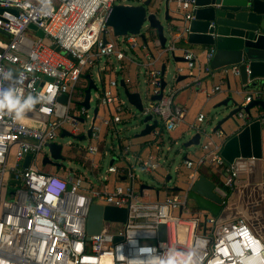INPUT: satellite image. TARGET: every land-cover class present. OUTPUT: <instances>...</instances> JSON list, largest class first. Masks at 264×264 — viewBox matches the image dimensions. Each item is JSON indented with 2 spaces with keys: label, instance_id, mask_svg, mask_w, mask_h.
Wrapping results in <instances>:
<instances>
[{
  "label": "built area",
  "instance_id": "2783aa9c",
  "mask_svg": "<svg viewBox=\"0 0 264 264\" xmlns=\"http://www.w3.org/2000/svg\"><path fill=\"white\" fill-rule=\"evenodd\" d=\"M144 1L0 0V91L12 89L21 102L27 95L39 100L21 119L14 111L0 109V264H162L176 253L184 264H264V240L245 217L224 219L223 210L214 215L194 207L189 199L194 181L205 168L227 188L236 182L237 172L223 158L218 140L205 136L193 150L184 152L174 167L176 175L181 168L186 171L183 186L174 183L167 187L165 182L172 176L165 173L160 175L162 183L157 188L140 189L144 182L139 181L127 155L122 156L123 166L110 163L105 174L99 171L101 157L109 154L99 152L101 128L119 122L122 114L128 113L114 90V79L108 80L96 96L103 115L99 112V123H92L89 142L79 147L89 161V174L71 168L67 159L66 165L60 163L65 167L63 173L44 171L36 164L39 154L43 153L42 158L49 155V143L56 141L62 130L84 132L81 124L90 115L78 103L83 91L75 96L76 86L81 75L92 76L96 66L98 81L107 73L123 70L124 61L144 69L148 93L145 91L142 115H151L156 125L148 134L147 154L135 160L148 174L157 173L168 158L164 150H171L178 142L171 136L172 130L183 124L182 135L190 137L205 119L199 111L188 121L187 108L175 99L177 91L192 87L205 92L209 99L227 82L228 75H238L236 64L211 68L214 47L195 51L187 44L195 0H158L168 9L173 4L179 16L164 47L157 38L115 35L107 24L113 5ZM170 53L184 61L175 65L173 83L165 82L162 87L161 64L156 63ZM216 74L220 83L205 91L204 78ZM177 76L186 81H175ZM62 94H66L65 106L63 114L57 115L56 104ZM158 95L160 98L151 99ZM261 98L262 90L252 88L242 104ZM260 114L264 120V109ZM11 148L14 161L7 165ZM28 154L30 160L24 166ZM96 156L100 158L95 160ZM121 181L127 183L121 185ZM174 186L179 189H172ZM146 189L148 193H144ZM152 189L155 196L144 198ZM159 193H163L162 198ZM92 203L125 208L127 219L122 229L112 232L103 220L99 232L88 234L86 219ZM161 223L165 225L164 240L158 238Z\"/></svg>",
  "mask_w": 264,
  "mask_h": 264
},
{
  "label": "water",
  "instance_id": "95a60500",
  "mask_svg": "<svg viewBox=\"0 0 264 264\" xmlns=\"http://www.w3.org/2000/svg\"><path fill=\"white\" fill-rule=\"evenodd\" d=\"M151 3L152 0H145L142 4L135 5L115 3L108 17L107 24L112 27L115 35L139 34L143 40L146 38L148 40L154 39L148 37V29L151 28L155 32V38L164 47L170 38V34L166 35L164 33L163 25L157 14L150 11L149 5ZM164 5V19L167 20L169 19V14L166 4ZM192 11L193 18L189 22L187 32V44L189 47L195 51H200L210 46L214 47V55L210 61L212 69L218 70L222 67L236 64L239 68L237 76L241 87L259 88L257 87L258 84L264 83V0H195V6ZM144 23H147L145 32L142 31ZM29 27L36 29L38 35H42V31L34 25L30 24ZM45 41L50 43L48 39H45ZM167 59H171L175 65L184 61L182 56L174 53L165 56V60L161 64L162 87L166 82ZM85 77L87 84L83 90V98L78 103L88 111L91 110L93 116L90 127L87 129L86 134H72L66 130H62L59 134L60 137L71 136L78 142L90 136L92 123L100 112L97 97L95 98L96 104L93 109H91L90 105L92 100L91 90H99L97 83L90 74L85 75ZM181 77L177 76L175 81ZM171 79L173 83L172 76ZM229 79L230 75H228L226 83L229 96L213 105L214 108L223 107L222 111L217 112L213 116V119H215L213 126L209 127V131L206 130L203 126L206 119L205 116V119L198 126V130L183 143V146L197 145L201 138L205 136L212 137L222 143L221 154L223 158L237 172L235 184L245 183L257 176H259L256 178L257 182H264V120L261 119L260 114L264 109V100L252 99L249 103L243 105L242 100L238 101L233 95H241L242 91L237 87H231ZM119 85L123 89L126 103L131 107V118L139 117L140 122L143 124L142 129L134 134V137L147 135L156 125V120H152L151 115H142L145 100L141 90L138 87L137 91H131L132 89L122 79ZM29 96L27 95L26 99ZM156 98H160V95L151 97V99ZM65 99L66 94L58 97L56 104L57 115L63 114ZM256 106L259 107V111L253 115L251 108ZM239 113H242V115H239ZM246 115L251 116L252 119L247 120L245 118ZM79 120L83 121V118H79ZM151 120L152 123H149ZM131 127L136 128L132 125ZM131 127H128V129ZM48 147L49 155H45L42 158V165L50 164L55 166L64 161L62 143L54 141L49 143ZM29 160L30 155L28 154L24 158L23 165L27 166ZM169 179L170 175L167 176V180ZM18 182V180H11V183ZM144 187L150 188L151 186L147 184L140 185V189ZM172 189L176 190L179 187L174 186ZM228 189L222 185L219 179L199 174L188 196L194 207L207 209L212 214L218 215L224 209L230 196V192L227 194ZM105 219L125 222L127 210L125 208L92 203L86 219L87 233L99 232L102 221ZM158 238L159 240L165 239V225L163 223L158 225Z\"/></svg>",
  "mask_w": 264,
  "mask_h": 264
},
{
  "label": "crops",
  "instance_id": "0c3cea01",
  "mask_svg": "<svg viewBox=\"0 0 264 264\" xmlns=\"http://www.w3.org/2000/svg\"><path fill=\"white\" fill-rule=\"evenodd\" d=\"M167 9H168V7H167ZM168 14H169V19H167V21H168V27L167 28H169V30H168V33H169L170 29L173 27V25H175L176 23L179 22L178 21L179 16L174 12V10H171L170 8L168 9ZM172 15H175V16H172ZM164 60H163V62H164ZM122 63L124 64V69L121 71H118L116 73H113V72L108 73V76L106 74L104 76L106 79V82L108 80H111V79L116 80L117 84L114 87V90L116 92H118V94H119V88L122 89V87L119 85L121 79L124 81V83L128 87H130L132 89L131 91H137L138 87H139V79L141 78V76H142L143 83H144V76H145L144 70H142V68L135 62L124 61ZM156 64H157V66H159L160 64H162V62L159 60V61H157ZM87 74H89V73H87ZM92 77L95 79V81L98 80L96 78V76L93 75V68H92ZM181 78H183V77H181ZM181 78H180V80H182ZM231 78L234 79L233 81L235 83V87L232 86ZM125 81H127V82H125ZM184 81H186V80H182L181 82H184ZM86 82H87V79H86ZM99 82L101 85V88L99 90V92H100L106 83L104 82V80H101ZM219 83H220L219 74H216L213 77H205L204 82H203V87L205 88V91H209L213 87V85H216ZM226 83L227 82L221 84L220 90L215 91V93H212L211 96L209 97V99L206 98L205 92H203L202 90L193 89L192 87H186V88L179 89L176 93V96H177V94L182 93L185 90H188L189 93L185 97H180V99L179 98L176 99V96H175V99L177 100V102L184 105L187 108L188 113H189L193 99H192L190 105H187V102L191 98L192 94L194 95V97H197V95L201 94L204 98L203 104L209 100L215 101L217 103L218 101H221V100H223L229 96V92H227L228 90L226 89ZM229 83H230L231 87H234V88L237 87L242 91L241 92V100L242 101H243L244 95L247 92H249L250 90H252L251 87L250 88H244V86L241 87L239 78L236 75H230ZM259 84L257 87H259V89L262 90V98L261 99L264 100V83H259ZM81 85H83V84H81ZM145 91H147L146 85H145ZM147 93H148V91H147ZM125 108L128 110V113L126 112V113H124V115L122 114V118L119 122H113V123H110V125L102 126V128H101L102 140L99 143L100 144V146H99L100 155L105 150L108 152V150L105 148L107 141L110 140V142H112L113 138H115L117 140L118 145L116 148L119 150V152H116L114 150V147L109 146V154H107V155H109V157L106 158L107 155H105V156L101 157V159H100L99 171L100 172L102 171V173L105 171V170H103V167H104L103 162L106 159L108 161L110 159V161H111L110 163L113 162V164L121 167L124 165V161L122 160V156L127 155L130 164L134 165V167H136L137 162H136L135 158L140 157V156L143 157L148 152L147 144H148V139L150 137L148 135L149 133L145 136H142L141 139H138L135 141L133 140L134 137L132 138V137H129L125 134H122V132L125 131L126 129H128V127H131V125L129 124V121H130V118L132 116V110H131V107L126 105V104H125ZM199 111L203 112L201 108L194 110L191 119H189L188 121H192L194 119L196 113ZM258 111H259L258 106L251 108V113L253 115L257 114ZM88 114L90 115V117L87 118V119H89L88 124L87 125H84V123L81 124L83 129H84L83 130L84 132L80 133V134H86L87 129L90 127L91 119H92L93 115H92V112L89 113V111H88ZM102 115H103V113H102V111H100V116H102ZM152 120H155V119L152 118ZM152 120L150 123H152ZM94 122L96 124L99 123V117H96ZM180 127H182V128H180ZM178 128H180L179 133H178V137H175V138L182 137L183 136L182 133L185 130V126L183 124L178 126L174 130H177ZM131 129H135V128L131 127ZM174 130H172L170 133L171 136H173V137H174V135L172 133ZM88 137H85V138L89 142L90 139ZM83 145H86V144H82V142H78V141L72 142L71 145L67 146L65 153H67V150L72 146L79 148L80 146H83ZM79 149H81V148H79ZM68 154L72 155V156L75 155V153H68ZM167 157H168V155H167ZM99 158H100L99 156H96L95 160H97ZM66 159L70 161L69 165L71 168H76L79 172L89 174L90 165H89V161L85 160V156H83L82 161L81 160H71L68 157ZM130 159H132L133 162H131ZM110 163L107 162V164H110ZM169 165H170V159L167 158V161L165 163H163L161 165V167L158 169L157 174L159 176L162 174H165V173L169 174V171H168ZM53 168H54V170H52ZM49 170L55 171L54 165L49 167ZM160 170L165 171V173H162ZM202 174H204L205 176H207L209 178H213L212 172L206 168H205V170L202 171ZM258 177L259 176H257L256 178H258ZM256 178H251L249 181H247L245 183H238V184L236 183L233 187L229 188L230 189V196H231L233 191L235 190V188L239 186L237 188L238 194L236 195L237 203H234V208H232V206H231L228 209L223 210L221 216L224 219H228V218H232V217H236V216L245 217L249 221V223L252 225V228L254 229V231L260 237H262L264 240V182H261V181L257 182ZM139 181L142 182V180L140 178H139ZM143 184H146V183L144 182ZM144 188H148V187H144ZM143 191H144V193H148V189L143 190ZM159 195H160V193H159ZM154 196H155V193H154Z\"/></svg>",
  "mask_w": 264,
  "mask_h": 264
},
{
  "label": "rangeland",
  "instance_id": "374dc122",
  "mask_svg": "<svg viewBox=\"0 0 264 264\" xmlns=\"http://www.w3.org/2000/svg\"><path fill=\"white\" fill-rule=\"evenodd\" d=\"M164 8H165V5H164L163 1L160 2L158 0H152L151 5H149L150 11L155 12L157 14L158 19L160 20L161 24L163 25L164 33L167 35L169 28H167L168 27V21L164 19ZM169 8L171 10H174L173 4H171ZM172 16H175V15H172ZM146 26H147V23H144V25L142 27V31L143 32L146 31ZM171 31H172V28L170 29L169 34L171 33ZM168 58H170V57H168ZM103 62H104V58H102L101 64ZM112 62H113V64L115 66L118 65V62L114 58H112ZM167 65H168V69L166 71L165 80L170 85L172 83L171 76L174 73L175 63H173V61L171 59H167ZM98 68H99L98 66L93 68V75H95V73L97 72ZM142 70H144V69L142 68ZM107 76H108V73H107ZM231 80H232V86L235 87V83L233 81L234 79L231 78ZM104 82L106 83V79H104ZM96 83H97V86H98V88L100 90V88H101L100 82L98 80H96ZM139 89L142 92L143 99L146 100V95L144 94V92H145V84L143 83L142 76L139 79ZM99 90L98 89H97V91L96 90H91V96H92V100L90 101L91 109H93V107L96 104V99L95 98L99 94ZM188 93H189V91L185 90L182 93L177 94L176 99L177 98L180 99V97H185ZM119 94H120V97L125 101V104L128 105L126 103L125 97L123 95V90L120 89V88H119ZM233 95L238 101L241 100V95H237V94H233ZM192 99H193V101H192ZM191 101H192L191 108H190L189 113L186 116V119L187 120L191 119L194 110H197V109L201 108L203 113L206 116V119H207V121L205 119V123L203 124V126L206 128L207 131H209V127H212L213 124L215 123V119H213V116H215L217 114V112L222 111L223 107L214 108L213 105L216 102L212 101V100H209V101H207L206 103L203 104L204 98H203V96L201 94L197 95V97H194V95L192 94L191 98L187 102V105H190ZM89 113H91V110H89ZM88 121H89V119H87L84 122V125H87ZM129 124L132 125V126H135L136 128L135 129L129 128L128 130L123 131L122 134H125V135L133 138L134 134H136L137 132H139L142 129L143 124L140 122L139 117L131 118ZM180 128H182V127H180ZM180 128H178L177 130L173 131L172 134L174 135V137H178V133H179V129ZM141 138L142 137H139V138L138 137H134L133 140L135 141V140H138V139H141ZM188 138H189L188 134H185L182 137L177 138L178 142L172 147V149L169 150V151L164 150V152H163V154L164 155L167 154L168 158L170 159V165H169L168 171H169V174L172 176V180L165 182L167 187L173 186L174 183H177V186H183L184 185L183 180L186 177L185 169L181 168L180 171H179V174L176 175V173L174 172V167L180 164V160H181V157L183 156L184 152H186L188 150H193V146H190V147H184L183 146V143ZM56 141L58 143H62L63 144L62 153L64 154L65 151H66V148L68 146V143L76 142L77 140L74 139L71 136L60 137V135H58L57 138H56ZM80 142H82V144H87L88 140L86 138H84ZM117 145H118L117 140L115 138H113L112 142H110V140L107 141V144H106L105 148L109 151V146H112V147H114V150L116 152H119V150L116 148ZM47 153H49L48 150H47ZM42 156H43V153L39 154V156L37 157V160H36L37 166H42V164H41ZM108 157H109V155L106 156V158H108ZM130 160H131V162H133L132 159H130ZM13 161H14V149L11 148L10 153H9V158H8V161H7V165L12 164ZM107 162L110 163L111 162L110 159H109V161L107 159L104 160V162H103V166H104L103 170H105V168L107 167V165H108ZM63 164L66 165V161L65 160L63 161ZM52 170H54V168ZM161 172L165 173V171H161ZM135 173L147 185L152 186L154 188H157L158 184L162 183V179L157 173L148 174V173L144 172L140 168V166L138 164H136ZM103 174H105V172H103ZM109 180H110V183H112V179H109ZM125 183H127V182H125V181L119 182V184H121V185H124ZM136 187H138V184H136ZM151 197L152 198L154 197L153 189L150 191L149 197H148V195L144 196V198H151ZM162 197H163V193H160V198H162ZM231 206H232V208H234V204H229V207H231ZM205 212H209V211L205 210ZM104 223L109 225V228H110V230L112 232L121 230L122 226H123V222L115 221V220L105 219ZM199 232H201V230H199Z\"/></svg>",
  "mask_w": 264,
  "mask_h": 264
},
{
  "label": "clouds",
  "instance_id": "9594fccd",
  "mask_svg": "<svg viewBox=\"0 0 264 264\" xmlns=\"http://www.w3.org/2000/svg\"><path fill=\"white\" fill-rule=\"evenodd\" d=\"M38 102V99H33L31 96L21 102V98L12 89L0 91V109L7 108L14 111L17 119L23 118L26 110L32 109ZM179 255L178 253L170 255L167 261H162V264H184L177 258Z\"/></svg>",
  "mask_w": 264,
  "mask_h": 264
},
{
  "label": "trees",
  "instance_id": "16d2710c",
  "mask_svg": "<svg viewBox=\"0 0 264 264\" xmlns=\"http://www.w3.org/2000/svg\"><path fill=\"white\" fill-rule=\"evenodd\" d=\"M148 37L149 38H155L156 35H155V32L150 28L148 29ZM85 74H82L81 77H80V81L78 83V85L76 86V92H75V96H77V91L81 90L83 91L85 86H86V79H85ZM83 84V85H81ZM78 150V151H77ZM68 153H75V155H69ZM83 156H84V151L79 149V148H76L74 146L70 147L68 150H67V153L64 154V159H66L67 157L71 160H83ZM52 165L50 164H44L41 166V169L44 170V171H49V167H51ZM55 172H58V173H63L64 170H65V167L62 166L61 164H58V165H55ZM230 192V189L227 190V194Z\"/></svg>",
  "mask_w": 264,
  "mask_h": 264
},
{
  "label": "bare ground",
  "instance_id": "6f19581e",
  "mask_svg": "<svg viewBox=\"0 0 264 264\" xmlns=\"http://www.w3.org/2000/svg\"><path fill=\"white\" fill-rule=\"evenodd\" d=\"M238 187L235 188V190L233 191L232 195L228 198L227 203H226V205H225L223 210L228 209L229 208V204L237 203L236 195L238 194V190H237Z\"/></svg>",
  "mask_w": 264,
  "mask_h": 264
}]
</instances>
